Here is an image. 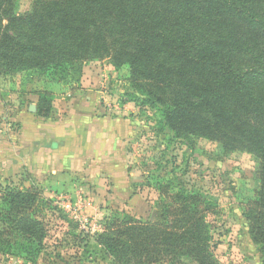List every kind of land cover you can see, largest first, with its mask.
I'll return each instance as SVG.
<instances>
[{
	"label": "trees",
	"instance_id": "16d2710c",
	"mask_svg": "<svg viewBox=\"0 0 264 264\" xmlns=\"http://www.w3.org/2000/svg\"><path fill=\"white\" fill-rule=\"evenodd\" d=\"M0 0V76L108 60L157 115L169 145L217 142L258 161V188L244 205L264 264V0ZM31 113L47 119L54 96L39 91ZM159 181L153 221L125 215L95 235L112 264H221L207 216L216 203ZM34 186L0 182V255L16 242L40 247Z\"/></svg>",
	"mask_w": 264,
	"mask_h": 264
},
{
	"label": "rangeland",
	"instance_id": "374dc122",
	"mask_svg": "<svg viewBox=\"0 0 264 264\" xmlns=\"http://www.w3.org/2000/svg\"><path fill=\"white\" fill-rule=\"evenodd\" d=\"M31 2L17 0L16 10H29ZM108 62L0 76V125L12 119L6 134L0 127V149L13 147L3 158L0 153V182L38 189L33 216L47 232L40 247L16 242L11 255H0V264H112L95 235L125 215L153 221L162 200L155 190L159 181L216 203L217 213L207 220L221 264H261L243 218L244 205L258 188L255 156L225 154L219 143L204 139H195L191 150L178 142L169 145L157 132L158 115L143 107L130 87L129 69L115 71ZM39 91L54 96L47 119L31 113ZM85 115L118 120L124 134L120 141L103 139L95 158L91 129L74 126L85 124Z\"/></svg>",
	"mask_w": 264,
	"mask_h": 264
},
{
	"label": "crops",
	"instance_id": "0c3cea01",
	"mask_svg": "<svg viewBox=\"0 0 264 264\" xmlns=\"http://www.w3.org/2000/svg\"><path fill=\"white\" fill-rule=\"evenodd\" d=\"M86 67H84L83 69V72L82 74H84L83 76V81H85V77H88L89 76V73L88 71H86ZM83 88H85V85L83 86ZM88 99V98H87ZM84 119L82 120L83 122H85V124H76L74 125L75 127H80V126H87L91 129V136L93 139H95L96 141V148H91V151L90 153L93 154V157L92 158H95V156L99 155V147L101 145V142L103 141V139L105 138H109L110 141L113 139V140H117V141H120V138H122L121 136H123L124 134L121 133V124L118 123V120H115V119H108V118H100V117H91V116H87L85 115L83 117ZM12 120V119H11ZM10 120V117L8 116V119H6V121H4L0 127H2L4 129V133L3 134H6V132L8 131L7 130V125L8 124V121H11ZM94 122L96 124H94ZM21 131H24V128H23V125L21 126ZM1 128V129H2ZM32 130H33V127H31ZM30 128V129H31ZM19 131V130H18ZM32 139V138H31ZM32 140H35V138H33ZM13 147H8V146H5V148H1L0 149V153L2 154V158L7 155L8 151L11 150ZM112 148V147H110ZM85 151V149H84ZM39 153V152H38ZM15 156L16 159H17V163L19 164V162L21 161L20 158L18 156H16V154H13L12 157ZM86 161V159H80V163L81 165H83V163ZM87 162V161H86ZM15 164V163H13ZM10 165H5L3 168H9ZM19 167V165H18ZM95 244V243H94ZM96 245V244H95ZM98 247V246H97ZM100 249V251L103 252V250L98 247Z\"/></svg>",
	"mask_w": 264,
	"mask_h": 264
},
{
	"label": "built area",
	"instance_id": "2783aa9c",
	"mask_svg": "<svg viewBox=\"0 0 264 264\" xmlns=\"http://www.w3.org/2000/svg\"><path fill=\"white\" fill-rule=\"evenodd\" d=\"M65 209H66V210L68 209V211H70L68 205L65 207ZM83 221H84V223H86V220H85V219H84ZM93 226H94V229L97 228L96 225H93Z\"/></svg>",
	"mask_w": 264,
	"mask_h": 264
}]
</instances>
